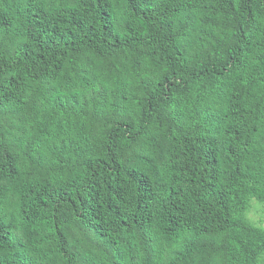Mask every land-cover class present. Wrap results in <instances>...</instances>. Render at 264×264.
Here are the masks:
<instances>
[{"label": "trees", "instance_id": "16d2710c", "mask_svg": "<svg viewBox=\"0 0 264 264\" xmlns=\"http://www.w3.org/2000/svg\"><path fill=\"white\" fill-rule=\"evenodd\" d=\"M264 0H0V264H264Z\"/></svg>", "mask_w": 264, "mask_h": 264}, {"label": "rangeland", "instance_id": "374dc122", "mask_svg": "<svg viewBox=\"0 0 264 264\" xmlns=\"http://www.w3.org/2000/svg\"><path fill=\"white\" fill-rule=\"evenodd\" d=\"M252 217L256 220H259V223L264 225V211L262 210H254L252 213Z\"/></svg>", "mask_w": 264, "mask_h": 264}]
</instances>
